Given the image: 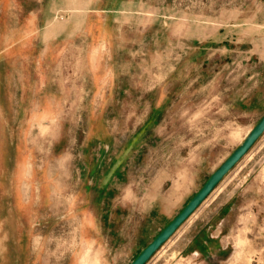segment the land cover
<instances>
[{
  "label": "rangeland",
  "instance_id": "rangeland-1",
  "mask_svg": "<svg viewBox=\"0 0 264 264\" xmlns=\"http://www.w3.org/2000/svg\"><path fill=\"white\" fill-rule=\"evenodd\" d=\"M132 1L127 8L131 10L112 12L101 28L96 12L74 13L70 18L69 13L57 12L55 21L62 26L70 19L73 28L59 29L56 61L33 59L45 45L35 42V29L27 28L24 50L19 51L28 55L23 62L18 50L11 52L14 57L7 54L15 39L5 23L19 20L20 2L29 11L39 1L0 0V264H128L264 114V101L258 100L264 96L260 83L264 70L256 64L260 55L264 57V28H260L264 0ZM30 16L28 12V21ZM103 33L105 44H97L95 38ZM43 36L51 34L43 31ZM109 37L114 39L111 43ZM240 51L254 56L246 74L258 73L244 86L241 71H230L233 66L226 58ZM213 68L219 69L216 81L224 92L220 105L212 110L207 100L198 112V86L210 89ZM99 72L106 76H98ZM54 76L57 86L43 81ZM115 80L137 92L116 94L122 107H97L95 90ZM45 87L59 89L55 94L59 107L42 110L48 116L43 123L24 124L25 117L36 112L33 106ZM243 87L254 100L250 112L222 106L234 104L237 89ZM167 90L170 95L163 99ZM83 150L80 160L87 168L80 171L72 154ZM100 161L107 169L100 177L105 174L107 181L114 179L115 166H127L137 177L125 176L122 183L133 181L140 196L148 188L160 196H176L167 202V214L144 222L136 220L134 206L121 208L118 214L123 219L106 221L101 244L82 245L77 220L66 215L73 208L66 197L72 191L75 196L85 193L86 186L101 179L99 172L105 169ZM154 166L170 170L159 175L153 173ZM158 176L166 179L161 183ZM43 179L48 181L41 183ZM260 179H264V135L190 216L189 221L197 218L196 227L183 237L179 235L185 226L177 231L147 264H264ZM51 186L54 191L49 195ZM41 196L45 202L37 204L35 197ZM230 201L233 205L224 216L228 248L217 258L205 256L201 228L224 215L221 209ZM197 229L198 257H193L192 235ZM208 248L216 250L214 244Z\"/></svg>",
  "mask_w": 264,
  "mask_h": 264
},
{
  "label": "crops",
  "instance_id": "crops-1",
  "mask_svg": "<svg viewBox=\"0 0 264 264\" xmlns=\"http://www.w3.org/2000/svg\"><path fill=\"white\" fill-rule=\"evenodd\" d=\"M39 1V6L36 7L33 10L27 11L26 5H23L22 2L18 4V14H19V20L18 21H12L10 25H6L8 23H5V27L7 29L9 28L10 34L13 36L14 41L9 43L8 48L6 49L8 52V55H13L11 57H14L16 54H11L12 51L15 52V50H18L17 54L20 61H26L28 58L27 53L25 52H19L20 50H24L22 48V45L26 41V29L27 28H32L35 29V42L40 43L45 45V51L41 53H37V55L33 58L36 59L37 61L41 62H48V61H56L58 60V47L55 45L58 44V41L60 39V32L59 29H68V28H73L72 24H70V19L66 20V22L63 23L62 26H60L57 22L55 21V16L57 12H65L69 13V18L72 16L74 13H90V12H96L98 13V23L99 27L101 28L104 24H108L107 18L112 12H128L130 9L128 8V0H38ZM131 3H133L132 0H130ZM129 2V3H130ZM105 5H104V4ZM75 6V7H73ZM30 13V18L32 21H28L27 19V13ZM22 18V19H21ZM34 20V21H33ZM107 20V21H106ZM98 24L96 25L95 23L92 25L93 28H96ZM90 27V26H89ZM87 27V29L89 28ZM260 28H264V25L260 23ZM43 31H47L49 34H51L50 38L45 39L43 36ZM106 35V34H105ZM104 33L95 38L97 40V44H105L104 39L105 36ZM67 39H74V38H67ZM92 39V38H90ZM12 40V38H11ZM113 37H109L108 43H111L113 41ZM106 42V43H107ZM50 46V47H49ZM12 47H15L11 49ZM253 54L252 53H247L246 51H240L237 53H233L231 55H227L226 58L227 60H230L228 62H231V65L233 66L230 71L234 70H239L241 71V76L243 77L244 82L242 83L243 86L248 82V80L254 78H258V73L254 74H246V71L248 70V67L251 65L250 62L252 61ZM256 64H259V68L264 70V57L261 55L259 58H257ZM42 64L41 66H43ZM230 68V67H229ZM236 68V69H235ZM241 68V70H240ZM218 73L219 69L218 68H213L211 70V75L210 77L212 78V85L209 90H205V86H198V112L202 110L203 108V103L205 101H210L211 109L213 110L214 108L217 109L218 106L220 105V96L224 93L220 88L218 87V82L216 79L218 78ZM98 76L105 77L106 74H101L99 72L97 74ZM256 75V76H255ZM86 76V75H84ZM88 77H91V71L87 75ZM86 76V77H87ZM260 77V76H259ZM58 78L57 76L50 77L49 79H43L44 82L51 83L57 86ZM42 81V83H43ZM246 81V82H245ZM260 83L264 84V76H262ZM46 84H43L44 86ZM130 90H127L124 88L122 84L117 83L115 80V83H109V84H103L100 85L98 89L95 90V92L99 95V103L96 105L99 108H108V107H122V101L116 98V94H122L124 92H129L130 94L136 93L137 90H133V86H130ZM137 87V86H136ZM24 89H27V86H23L22 91ZM238 90V97L236 98V102L230 103V105H222L223 107H232V109L237 108L238 111H242L243 113L248 111L250 112V107H251V92L247 91L244 89H237ZM91 89L87 88L86 92L90 93ZM226 93H228L227 89L225 90ZM59 92V89L55 87L47 88L45 87L42 90V97L40 101H36V105L33 106L35 108L36 112L32 113V115L25 117L24 119V124H31V123H43L45 119L48 118V116H43L42 110L44 109H50L53 110L55 108L59 107V102L57 98V94ZM94 92V90H93ZM264 93V92H262ZM165 97H168L167 95H170L169 90L163 93ZM121 99V98H120ZM260 101H264V96L262 98H258ZM137 101V99L135 100ZM254 101V100H253ZM114 103V104H112ZM222 104V103H221ZM236 105V106H234ZM28 105H21V108H27ZM32 107V106H30ZM214 107V108H213ZM264 115V114H262ZM261 115V116H262ZM260 116V117H261ZM259 117V118H260ZM251 129V128H250ZM249 129V130H250ZM85 150L80 151V153H76L73 151V158L75 157L78 159L76 162L77 168L82 171L87 168V163L83 164L81 163L80 157L84 156ZM134 152H137L135 150ZM132 153V156L134 154ZM167 157H170V153L166 154ZM86 159V156L84 157ZM83 162V161H82ZM75 163V162H74ZM100 166L102 169L104 168V172L101 170L99 172V177L101 178L100 175L103 173H107L106 165L105 162L102 163L101 161L99 162ZM74 165V164H73ZM127 166H115L114 167V179L107 181L106 175H102V180L101 179H95L94 184L92 183L93 186H86L85 187V193L88 194L86 195L84 191H82L81 194L78 196H75V192L72 191V194L66 197V204L68 206H73V208L69 209L66 212L67 217H73V219L77 220L78 223V229H77V239L79 242L84 245V243L87 244H95L96 242H100L101 244V238H102V230L106 226V221L111 222H119L123 219L118 212H121V208L128 207L129 205L135 207V218L137 221H146V220H152L157 217V215H160L161 213L167 214L166 212V206L167 202L169 201L170 198H173V196H176L172 194L170 197V193H168L166 196L165 195H159L155 189H146L145 192L140 196L139 191L136 190V185H134L133 181L131 183H122L124 180V177L127 176V178L134 179L137 176L131 174V172L126 170ZM236 167V166H235ZM234 167V168H235ZM233 168V169H234ZM131 169V167H130ZM170 169L165 167H158L156 168L155 166L153 167V173L155 174H165L168 173ZM159 180H162L161 183L166 179L163 176H158L157 177ZM46 181L43 179L41 183H46ZM260 184L259 187L261 189H264V179L259 180ZM90 183V182H89ZM40 184V183H39ZM37 185V188L39 191L42 189V185ZM52 184V183H51ZM49 195L51 194L53 190V186L49 187ZM49 200V199H48ZM35 201L37 204L44 203V199L41 196L35 197ZM53 203V202H52ZM233 203L230 201L225 207L221 209L222 213L224 215H221L218 217L215 221H211L209 224H207V227L201 228L204 232L202 235V241L206 245L205 249V256H210L212 258H217L222 254V251L226 250L228 248V244L224 241V238L226 235V228L224 224V216L228 214L231 210V206ZM78 206V207H74ZM113 209L115 215L112 217L111 214L113 215ZM179 212V211H178ZM177 212V213H178ZM109 213V215H108ZM176 213V214H177ZM118 214V215H117ZM175 216V215H174ZM173 218V217H172ZM171 218V219H172ZM166 223V225L170 222V220ZM190 219V218H189ZM189 219L183 223L180 228L177 230L179 231L183 228L182 235L180 234V237H183L190 233L193 229V227H196V221L197 218L195 217L194 220L189 221ZM165 225V226H166ZM177 231L173 234V236L170 237L168 241H171V239L176 235ZM71 232L70 230L67 231V238H70ZM193 251L191 252V255L193 257H198V229L193 233ZM215 245L216 250H211L208 247L211 245ZM209 249V250H207ZM154 256V255H153ZM148 263V262H147ZM146 263V264H147Z\"/></svg>",
  "mask_w": 264,
  "mask_h": 264
},
{
  "label": "water",
  "instance_id": "water-1",
  "mask_svg": "<svg viewBox=\"0 0 264 264\" xmlns=\"http://www.w3.org/2000/svg\"><path fill=\"white\" fill-rule=\"evenodd\" d=\"M264 135V115L246 133L243 140L210 174L201 188L190 198L185 206L160 230V232L128 264H146L153 255L185 223L206 198L216 189L223 178L251 150L259 138Z\"/></svg>",
  "mask_w": 264,
  "mask_h": 264
}]
</instances>
